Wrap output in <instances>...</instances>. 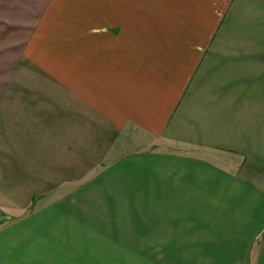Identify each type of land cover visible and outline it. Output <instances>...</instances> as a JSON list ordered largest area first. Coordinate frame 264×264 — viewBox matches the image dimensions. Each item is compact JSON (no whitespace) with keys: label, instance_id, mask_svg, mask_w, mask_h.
<instances>
[{"label":"crops","instance_id":"obj_1","mask_svg":"<svg viewBox=\"0 0 264 264\" xmlns=\"http://www.w3.org/2000/svg\"><path fill=\"white\" fill-rule=\"evenodd\" d=\"M0 264H264V0H0Z\"/></svg>","mask_w":264,"mask_h":264},{"label":"rangeland","instance_id":"obj_2","mask_svg":"<svg viewBox=\"0 0 264 264\" xmlns=\"http://www.w3.org/2000/svg\"><path fill=\"white\" fill-rule=\"evenodd\" d=\"M35 206H36V207H38V205H37V204H36Z\"/></svg>","mask_w":264,"mask_h":264}]
</instances>
